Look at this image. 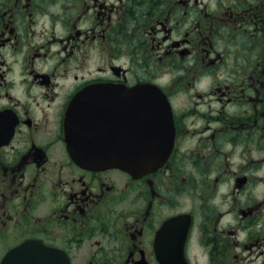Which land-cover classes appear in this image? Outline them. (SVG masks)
<instances>
[{"label":"flooded vegetation","instance_id":"1","mask_svg":"<svg viewBox=\"0 0 264 264\" xmlns=\"http://www.w3.org/2000/svg\"><path fill=\"white\" fill-rule=\"evenodd\" d=\"M96 86L157 91L90 104L105 136L170 145L159 167L72 158L67 112ZM38 246L68 264H264V0H0V264Z\"/></svg>","mask_w":264,"mask_h":264},{"label":"water","instance_id":"2","mask_svg":"<svg viewBox=\"0 0 264 264\" xmlns=\"http://www.w3.org/2000/svg\"><path fill=\"white\" fill-rule=\"evenodd\" d=\"M155 92L157 91L149 86H136L127 91L106 90L102 86L100 88L96 86L81 91L67 112L65 124L68 151L76 163L91 169L117 168L132 175L142 174L161 165L170 145L144 146L141 139H132V141L114 139L111 133L105 136L104 134L109 132L104 131L102 127L110 123L107 121L110 116L106 115L107 110L102 111L104 107L94 111L90 104L91 101L105 99L97 96L98 93L110 97L117 94V101L132 99L136 102L141 100L143 94ZM79 109H82L83 114L81 120L77 121L76 116ZM132 117L135 118L134 125L141 126L137 122L140 116L134 112ZM78 122L82 124L83 129H75ZM165 130L167 129H163L164 133ZM96 133H101L103 136L97 139ZM20 264H68V261L60 251L38 246L36 254L28 257L22 255Z\"/></svg>","mask_w":264,"mask_h":264}]
</instances>
